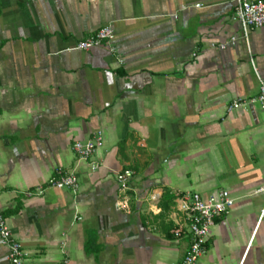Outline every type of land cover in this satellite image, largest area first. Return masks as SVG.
<instances>
[{"label":"crops","instance_id":"crops-1","mask_svg":"<svg viewBox=\"0 0 264 264\" xmlns=\"http://www.w3.org/2000/svg\"><path fill=\"white\" fill-rule=\"evenodd\" d=\"M233 13L234 0H0V215L25 264L179 263L177 198L217 192L234 205L195 264H264V113L251 102L264 28L244 37ZM105 26L111 42L74 50ZM98 133L80 160L73 145ZM58 171L76 193L47 187Z\"/></svg>","mask_w":264,"mask_h":264},{"label":"built area","instance_id":"built-area-1","mask_svg":"<svg viewBox=\"0 0 264 264\" xmlns=\"http://www.w3.org/2000/svg\"><path fill=\"white\" fill-rule=\"evenodd\" d=\"M199 7V5H196ZM233 20L240 24L244 37L250 29L264 28V0H234ZM114 39V30L105 26L80 40L74 50L88 51L103 43H109ZM236 38H231L227 43L216 45L220 50L228 44L234 45ZM214 47V45H212ZM256 103L264 113V79L259 81L257 96L251 101ZM248 102L235 101L227 108L228 112L247 107ZM103 145L101 134L98 133L93 139L86 142H76L73 152L80 160L89 158ZM134 172L125 169L116 174L115 180L121 188H125L133 178ZM47 187L57 190L67 189L76 193L79 189V181L73 173H61L51 177ZM39 194L42 191L39 189ZM177 210L182 216V222L173 231L176 238L187 237L189 247L184 258L174 264H195L198 258L205 252L206 240L210 228L216 219L225 215L234 205V200L223 192H217L207 196L198 193L181 195L177 198ZM80 220V218H79ZM0 245L7 251L8 264H25L26 253L21 244L13 237L6 220L0 215Z\"/></svg>","mask_w":264,"mask_h":264},{"label":"trees","instance_id":"trees-1","mask_svg":"<svg viewBox=\"0 0 264 264\" xmlns=\"http://www.w3.org/2000/svg\"><path fill=\"white\" fill-rule=\"evenodd\" d=\"M170 199H171V197H170L166 192H164V193L162 194L161 201H162L163 204H164L165 202H167L168 200H170Z\"/></svg>","mask_w":264,"mask_h":264}]
</instances>
